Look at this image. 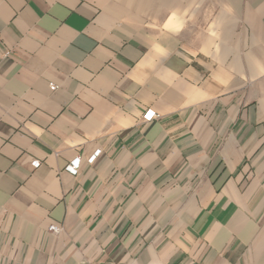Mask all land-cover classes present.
Here are the masks:
<instances>
[{"label": "crops", "instance_id": "1", "mask_svg": "<svg viewBox=\"0 0 264 264\" xmlns=\"http://www.w3.org/2000/svg\"><path fill=\"white\" fill-rule=\"evenodd\" d=\"M0 264H264V0H0Z\"/></svg>", "mask_w": 264, "mask_h": 264}, {"label": "built area", "instance_id": "2", "mask_svg": "<svg viewBox=\"0 0 264 264\" xmlns=\"http://www.w3.org/2000/svg\"><path fill=\"white\" fill-rule=\"evenodd\" d=\"M51 90H52V91H55V90H56V86L52 85V86H51ZM155 115H156V114H155L154 112L149 111V112L145 115V118H146L148 121H151V120L155 117ZM99 155H100V151L96 152V154H95L92 158H90L89 163L92 164V163L95 161V159H96ZM80 163H81V162H80V159L78 158L77 160H75V161H74V162L68 167V169H69L72 173L76 174V173L78 172V170H79ZM34 165H35V167H38V166L40 165V163H39V162H35ZM50 231L53 232V233H58L60 230H59L58 227H56V226H52V227L50 228Z\"/></svg>", "mask_w": 264, "mask_h": 264}]
</instances>
